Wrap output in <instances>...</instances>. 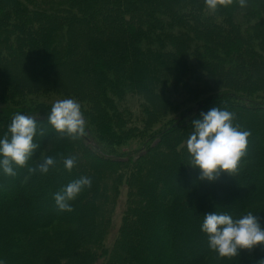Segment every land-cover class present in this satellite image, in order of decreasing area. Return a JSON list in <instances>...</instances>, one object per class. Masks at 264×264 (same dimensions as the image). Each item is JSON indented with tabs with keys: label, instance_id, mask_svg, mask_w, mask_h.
<instances>
[{
	"label": "trees",
	"instance_id": "16d2710c",
	"mask_svg": "<svg viewBox=\"0 0 264 264\" xmlns=\"http://www.w3.org/2000/svg\"><path fill=\"white\" fill-rule=\"evenodd\" d=\"M57 1L30 10L22 0H0V136L17 113L36 119L43 133L34 137L38 148L24 167L13 176L0 173V264H257L263 246L219 258L199 226L213 211L234 217L250 211L264 226V100L242 95L264 91V0H246L243 8L232 0L212 13L203 0ZM188 53L199 59L194 67L232 91L168 117L174 93L166 78L190 69ZM183 76L179 84L194 91ZM55 79L63 80L62 91ZM49 93L71 95L88 110L82 137L58 138L43 151L56 135L47 132L51 105L36 99ZM132 93L152 103L144 120L162 118L155 135L163 148L111 153L91 129L115 134L111 113L121 129L132 116L121 110L120 98ZM208 106L232 112L233 124L250 132L243 165L212 183L197 179L184 151L192 121ZM43 156L55 167L29 173ZM69 157L75 164L66 171ZM81 176L90 187L71 202V212L57 211L54 193ZM122 186L128 201L109 249L104 239ZM87 212L96 222L84 229ZM60 223L68 227L54 232Z\"/></svg>",
	"mask_w": 264,
	"mask_h": 264
},
{
	"label": "clouds",
	"instance_id": "9594fccd",
	"mask_svg": "<svg viewBox=\"0 0 264 264\" xmlns=\"http://www.w3.org/2000/svg\"><path fill=\"white\" fill-rule=\"evenodd\" d=\"M232 0H203L204 7L215 12L220 5L230 4ZM239 7L246 6V0H238ZM233 113L212 107L192 121L191 132L184 142L188 157V167L198 170L197 179L212 183L221 174L233 177L243 157L250 132L233 124ZM47 125L61 137L77 139L85 134V120L79 103L71 98L56 100L47 113ZM42 129L33 117L17 113L13 116L3 136H0V173L15 175L16 168H22L38 148L34 137L42 135ZM75 164L71 157L63 160V167L70 171ZM51 156H43L28 172L45 174L55 167ZM91 180L81 176L54 193V207L59 212H71V202L82 191L90 187ZM199 231L207 237V247L219 258H233L241 251H251L264 246V226L257 216L246 212L234 217L228 212L213 211L203 214ZM257 264H264L260 260Z\"/></svg>",
	"mask_w": 264,
	"mask_h": 264
},
{
	"label": "rangeland",
	"instance_id": "374dc122",
	"mask_svg": "<svg viewBox=\"0 0 264 264\" xmlns=\"http://www.w3.org/2000/svg\"><path fill=\"white\" fill-rule=\"evenodd\" d=\"M22 2L26 5H28V8L30 10L36 9V7H38L39 9L41 7L42 8H49V7L52 8L58 4L57 0H22ZM187 58L189 61L188 62V69L190 67L189 70H187V68H186L183 74H180L179 76L175 74L174 77L169 75L166 78L167 79L166 83L168 84V86H167L168 93H171V92L174 93V94H169V97L172 99H171V104H170L171 105V111H169L166 115L168 117H170L171 115H178L180 113H183V112L187 111L188 108H191V107L194 108L197 103L204 101V100H210L211 97L219 95L222 92H228L229 90L232 91V89H230V87L226 86L228 84H221V83L217 82L218 81L217 78L214 77V74H212V73L210 74V72H208V70H206V72L203 73L198 67H194L195 64L199 65V59L197 61L195 59H193V57H191V59H190L189 53L187 54ZM165 69H167V67H165ZM193 70H198V74L191 75ZM74 72L72 75H70V80H74V78H75ZM66 76H68V75L66 74ZM182 76H183L184 80L187 81L189 85H191V89H193V88L195 89L194 91L193 90L188 91L187 85L184 81L183 82L185 84H183V83L179 84V81H180V79H182ZM65 80H66V77H65ZM68 82H69V79H68ZM56 84H57L58 89H61V91H62L64 88L63 80L55 79L54 86ZM193 86H196V87H193ZM2 94L4 97H10V96H7L6 91H4ZM251 94L252 93L247 92L245 90L242 92L243 96L245 95V96L251 98V100H254V101L264 100V91H262V90L254 93L252 95ZM67 97H71V98L75 99L71 95L63 96V95H60L57 93H49V95L47 94L44 97H42L41 98L42 100H39L40 98L36 99V100L38 102H45V103H48L49 105H52L56 100L67 98ZM24 98H23L22 102H28V100L31 97L26 96ZM170 98H169V100H170ZM111 99L116 100V97L111 96ZM7 100L10 101V99H7ZM78 103L80 105V110H81L82 114H86V112L88 110V105L84 104V103L81 104L80 102H78ZM230 104H232V102H230ZM233 104H234L233 106L237 105V103H235V102H233ZM148 105L152 106V103H150L149 101L146 102V101H144V99L142 100L141 96H139L137 94L132 93V94H128L126 96L123 95V97L120 98V106H122L121 110L125 113L130 114L132 116V118L130 117V121L127 119V123H125L123 125V127L120 129L119 128L120 124L114 119L113 114L111 112H110L111 115L109 117V119H110L109 124H110V128H111V132L117 134V133H119V131L120 132L122 131L123 135L122 136H120L119 134L118 135H115V134L112 135L111 133L108 134V133L103 132L102 130L97 131L94 128L91 129V131L94 134V136L96 137L99 144L103 148H106L111 153L127 152V151H131L133 149H136L139 152L147 154V153H150L151 151H156L158 148H163V143H162V140L160 139V135H158V136L155 135V134H157L156 132H158V130H157L159 127L158 125L160 124L162 118L160 119V115H158V116L156 115L157 117L154 116V117H150L148 119L146 117V120H144L145 111L150 110V107H151ZM170 105L168 104L169 107H170ZM4 106H12V105L6 101V103H4ZM210 108H211L210 106L205 107L203 109V111L199 112L200 113L199 115H201V113H206V111H208V109H210ZM260 108H261V110H264V107H260ZM149 112H151V111H149ZM165 112H163L162 114H165ZM137 119H138V121H137ZM147 121H148V124L145 123ZM1 122L7 123L9 121L4 119ZM184 126L188 127V124H185ZM189 126H190V124H189ZM47 132H49L50 134L56 135V136H55V138H53V137L50 138V135L46 134L47 138L48 139L50 138V139H49V142H47L46 147L43 149V151L50 150L54 146V140H56L58 138H63L60 136V134L55 133L51 128L48 129ZM117 136H120V137H117ZM262 139H264V137ZM41 155H44V154L42 153ZM242 165L243 164H240L239 166H242ZM126 167H130V166L127 165ZM260 187H261V185H260ZM127 201H128L127 187L122 186L119 189V195L117 197L115 208L111 212L112 214L110 216V218H111L110 219V221H111L110 222V229L108 231L107 236L104 239V242L108 246L107 248H109V249H110V246L113 245L114 240H115V236L118 233L119 225L122 222V214L125 212L124 209L126 207L125 205H126ZM95 222H96L95 217L93 215H89L88 212H87V214L82 216V228H84V229L86 227H88L90 224L95 223ZM66 227H68V225H65L63 223L58 224V226L57 225L52 226V228L54 229V232L58 231L59 228L62 229V228H66ZM84 234H86V233H84ZM79 236H80V233H79ZM257 248H259V246H257ZM252 250H255V248H253ZM257 255L258 256L256 257V259H260V260L264 259V252L259 251V253H257Z\"/></svg>",
	"mask_w": 264,
	"mask_h": 264
}]
</instances>
